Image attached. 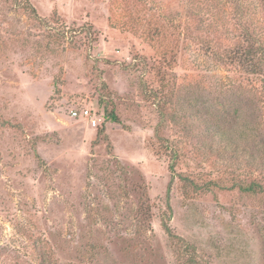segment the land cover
Wrapping results in <instances>:
<instances>
[{
	"label": "rangeland",
	"instance_id": "rangeland-1",
	"mask_svg": "<svg viewBox=\"0 0 264 264\" xmlns=\"http://www.w3.org/2000/svg\"><path fill=\"white\" fill-rule=\"evenodd\" d=\"M249 38L264 0H0V264H264V75L216 57Z\"/></svg>",
	"mask_w": 264,
	"mask_h": 264
},
{
	"label": "trees",
	"instance_id": "trees-1",
	"mask_svg": "<svg viewBox=\"0 0 264 264\" xmlns=\"http://www.w3.org/2000/svg\"><path fill=\"white\" fill-rule=\"evenodd\" d=\"M26 6L32 11L34 16H37L36 10L30 5L28 1H26ZM237 7L239 9H235V12H233L232 14L230 12L228 13L229 21L239 18L241 7L240 5H238ZM162 33H164V31L157 32V33H154L153 35H150L151 38L148 35L147 37L149 38V40L154 41L155 40L154 38L157 35L162 34ZM259 43L260 41L258 38L257 39L249 38L246 46L231 44L229 46H226V51L224 53L222 54L216 53V57L220 61V63L226 65L227 67L235 68L238 66L240 68L238 70L240 71L251 72L253 74H261L263 76L264 75V48L261 45H259ZM208 49L211 50V48H208ZM163 54H164V51H163ZM227 104L230 105L231 108H228L227 106H223V107L225 108V110H228V109L231 110L234 103H231L230 101L227 100ZM105 118L109 122L120 123L119 118L114 113V111H111ZM211 118L213 119L212 116ZM230 119L233 120L235 118L230 117ZM198 128L201 132H204V133L208 132L212 136H215V135L219 136L221 138V141L225 142L226 148L231 147L232 149H238L237 145H235L232 139V136H234L233 135L234 133H231L232 131L234 132L235 129L231 128V132H230V131H227L225 128L226 130L225 131L215 120H210V119H204L203 121H199ZM256 138L259 139L261 146H264V141L260 140V139H263V137L257 135ZM241 189L244 192L256 193L258 191H261L262 187L261 185L257 183H252L245 187H242ZM167 206H169V199H167ZM169 210H171L170 207H169ZM168 221L169 219L162 221V226L166 234L171 239L182 241L180 237L173 234ZM188 248L191 249V246H188V244H186L185 249H188ZM184 251L189 252L187 250H184Z\"/></svg>",
	"mask_w": 264,
	"mask_h": 264
},
{
	"label": "built area",
	"instance_id": "built-area-1",
	"mask_svg": "<svg viewBox=\"0 0 264 264\" xmlns=\"http://www.w3.org/2000/svg\"><path fill=\"white\" fill-rule=\"evenodd\" d=\"M87 116V117H89L90 116V111H88V110H85V111H83V112H81V113H78V112H74L73 113V116L74 117H82V116ZM92 125L93 126H96V124H97V120L96 119H92Z\"/></svg>",
	"mask_w": 264,
	"mask_h": 264
}]
</instances>
